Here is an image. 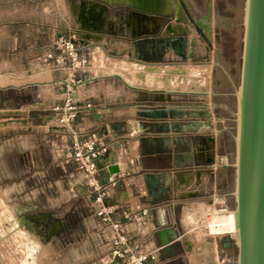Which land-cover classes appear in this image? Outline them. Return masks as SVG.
<instances>
[{"label":"rangeland","instance_id":"1","mask_svg":"<svg viewBox=\"0 0 264 264\" xmlns=\"http://www.w3.org/2000/svg\"><path fill=\"white\" fill-rule=\"evenodd\" d=\"M74 1L78 0H0V264H100L96 263L97 259L91 263L85 261L94 255L104 256L103 247L107 243L98 229L89 178L77 164L67 163L69 143L63 134L59 138L56 135V130H64L59 127L54 108L63 106L68 98L79 108L87 104L96 108L130 105L144 96L145 93L123 85L117 77H96L93 50L99 46L107 50H111L110 46L117 50L129 48L131 43L126 38L158 33L168 19L159 16L154 31L134 30V35L126 24L130 9L111 7L100 1ZM99 2L107 6L108 15L114 21L105 16L110 27L102 31L89 28L80 18L90 5L98 6ZM210 2L215 19L219 18L212 59L227 73L215 65L205 70L186 66L155 68V65L137 63L139 67L127 61V56L123 67H117L120 60L113 61L105 71L124 75L130 84L144 82L151 83L152 87L159 85L160 75H169L166 83L173 86L181 78L183 88L190 85L188 77L196 76L200 78L203 92L206 85L210 91L220 94L215 101L224 106L218 112L223 122L214 155L222 160L217 190L229 195L228 204L212 206L198 201L182 219L189 231V243L203 244L209 261L237 264V246L226 250L221 243V238L231 234L211 231L209 224L215 218L233 213L235 208L232 193L235 190L236 98L224 94L234 93V87L239 84L245 0H201V13H206ZM130 19L135 27L134 16ZM140 27L144 26L140 24ZM89 32L100 33L103 38L94 42L80 35ZM69 38L76 40L89 58L86 71L74 79L69 70L53 71L46 59L51 50L57 51L56 43ZM102 56L108 58L104 51ZM93 61L101 67L104 65L98 52L94 53ZM186 74L187 78L183 76ZM79 80L87 81L79 86ZM100 93L104 94V100H100ZM86 96L89 98L82 100ZM113 112L116 117H122L131 109ZM81 123L78 118L76 125Z\"/></svg>","mask_w":264,"mask_h":264},{"label":"crops","instance_id":"2","mask_svg":"<svg viewBox=\"0 0 264 264\" xmlns=\"http://www.w3.org/2000/svg\"><path fill=\"white\" fill-rule=\"evenodd\" d=\"M93 1L89 0L88 2L93 3ZM200 4L201 0H186V5L195 19H200L205 15L199 9ZM89 10L100 13L101 31L105 27H110L105 16L114 23L108 15L105 4L99 2L98 6L90 5ZM136 13L131 10L126 18V24L132 34H134V30L139 32L145 29L151 32L156 29V23L160 17L148 18L146 16L145 19H142ZM182 15L186 17L184 11ZM131 16H134L135 27L131 25ZM174 21L172 20L171 23L173 24ZM209 23L212 27L210 33L212 44L207 50L206 42L197 34L188 19L182 22L176 21V24L179 25L174 26L177 32H179V28L189 29L184 46V58L176 55L173 51H169L165 53L164 59H156L153 63H139L131 60L128 55L129 52H132L131 44L129 48L122 47L119 50L115 46H110L111 50L100 46L93 50L92 65L97 72L96 77H117L126 87L147 95L146 97L144 94L130 105L114 104L94 107L90 112L83 115L82 123L76 125L88 134L97 133L109 146V152L98 160L100 170L98 178L104 183L108 176L113 175L109 172L108 167L115 165L119 169V172L114 174L119 185L110 191L105 199V204L115 210L114 218L124 222L130 238L140 244L141 251L155 257L154 259L149 258L145 264H214L205 255L203 244L189 243L190 238L187 237L189 231L184 227L182 217L187 210H193L198 201L203 200L212 206L228 204L229 195L220 194L217 190L218 170L222 160L214 155L218 148L217 136L221 132L220 125L223 122L218 112L224 106L215 101L216 96L220 94L210 91L206 85H204L206 92L202 91V85L199 84L200 78L196 76L183 75L191 80L190 85L183 88L180 83L181 78H178L179 81L173 86L166 83L165 78H168L169 75H160L161 82L158 86L152 87L151 83L144 82L143 84H130L119 73L106 72L105 67L110 62L117 60H120V65H122L123 59L127 56V61L135 62L133 65L139 67H141L139 64H146L155 65V68H159L158 66H180L184 68L183 66H186L191 69L202 67L205 70L215 65L227 73L224 67L212 59L217 35L216 28L219 24V18L215 19L214 12L212 16H209ZM140 24L144 27L141 28ZM164 27H160L161 33ZM88 34L94 35L91 32ZM95 35H100V33ZM124 49L127 52L123 54ZM102 51L108 55L107 59L102 56ZM95 52L99 53V57L104 62L102 67L94 64ZM50 66L52 68L51 63ZM168 67H162V69ZM52 70L55 71L53 68ZM140 77H143V74H140ZM224 95L234 96V93ZM88 98L86 96L82 100L85 101ZM99 98L104 100V94L100 93ZM155 98L161 100V103L154 102ZM141 104L151 108L171 107L177 109L178 114L173 118L167 117L162 120L146 119L140 116L139 106ZM203 105L210 112L209 116L214 126L212 128L203 121L197 112H191L190 117L181 114L184 109L200 110ZM225 108L227 107L225 106ZM116 109H131V112L124 113L122 117H116L113 112ZM60 134V131L56 130L58 138ZM147 173L165 174L162 183L167 188V192L163 194L161 199H157L158 197L152 194V188L146 183L144 176ZM144 209L147 210V215L143 217L142 210ZM126 215H130L131 219H126ZM189 216L190 214L185 218L187 219ZM96 219L98 220L99 232L106 238L107 244L103 247L104 256L94 255L85 262L91 263L93 259H97L96 263L107 264L110 259L111 239L114 233L100 218L96 217ZM166 228L174 229L176 232V238L169 243L171 245L169 251H165L163 248L159 235V231ZM212 241L217 245V239Z\"/></svg>","mask_w":264,"mask_h":264},{"label":"water","instance_id":"3","mask_svg":"<svg viewBox=\"0 0 264 264\" xmlns=\"http://www.w3.org/2000/svg\"><path fill=\"white\" fill-rule=\"evenodd\" d=\"M111 7H124L141 13L167 18L163 32L143 34L131 42V60L139 63H153L156 59H164L165 53L173 51L184 58L187 29L177 32L171 21L182 22L188 19L197 34L204 39L207 50L211 47L210 33L212 27L209 16L195 19L186 5V0H97ZM186 17L182 15V12ZM212 13V2L209 4ZM193 43V41H192ZM127 50H123V54ZM192 56V53H191ZM236 98V156L235 168V198L234 214L238 240L234 243L229 236L221 238L224 249L237 246V264H264V0H245L243 37L241 51V68L239 84L235 87ZM161 103V100H155ZM140 116L151 120L173 118L178 114L171 107L151 108L148 105L139 106ZM180 112V111H179ZM182 115L190 117L191 112H197L214 127L209 116V110L202 106L200 110L184 109ZM111 174L119 169L115 165L108 167ZM163 173H147L144 178L152 188V194L161 199L167 192L163 185ZM179 224V221H177ZM160 240L165 251L171 249L169 243L176 238L174 229L159 231Z\"/></svg>","mask_w":264,"mask_h":264},{"label":"built area","instance_id":"4","mask_svg":"<svg viewBox=\"0 0 264 264\" xmlns=\"http://www.w3.org/2000/svg\"><path fill=\"white\" fill-rule=\"evenodd\" d=\"M55 50L57 51L51 50L46 55V59L50 61L55 71L69 70L72 74V79L76 76H81L89 66L88 56L83 49L79 48L77 41L73 38L56 43ZM71 81L73 82V80ZM86 81L79 80V86L85 84ZM74 86L76 85L74 84ZM71 95L72 93L69 94V97ZM92 109L91 104L79 108L70 98L67 99L63 106L54 108L58 116L59 127L64 130L63 132H66L60 133L63 134L62 137L69 143L67 163L73 162L77 164L86 178H89L88 188L95 197L93 204L95 215L114 233L111 239L110 259L107 264H145L149 258L154 259L155 257L141 251L140 244L130 238L124 222L114 218L113 213L115 210L105 204V199L110 191L119 185L118 179L114 174L108 176L104 183L98 178L100 171L98 160L109 152V146L97 133L88 134L76 126V120L82 118L83 113H88ZM146 215L147 210H142V216ZM125 218L131 219L130 215H126Z\"/></svg>","mask_w":264,"mask_h":264},{"label":"bare ground","instance_id":"5","mask_svg":"<svg viewBox=\"0 0 264 264\" xmlns=\"http://www.w3.org/2000/svg\"><path fill=\"white\" fill-rule=\"evenodd\" d=\"M97 1V0H94ZM98 2V1H97ZM136 12V11H135ZM137 15H140L142 19L146 18V14H142L137 12ZM159 17V16H157ZM81 20L85 23L88 24L89 28L101 31V23H100V13L98 11L95 10H88L86 11L85 14H82V16L80 17ZM176 21V20H175ZM174 26H179L178 24H176L175 22L172 24ZM183 29V28H182ZM82 37H84L86 40L89 41H94L97 42L99 40H101L103 37L99 36V35H91L88 33H81L80 34ZM107 39V38H106ZM107 41V40H106ZM193 41V40H192ZM194 44V43H193ZM119 61V60H117ZM120 62V61H119ZM119 65H117L118 67ZM121 67H123V65H120ZM147 67H151V66H147ZM126 68V67H125ZM119 72V71H118ZM121 76H123V79H125V81H127L129 83V80L125 78L124 75L120 74ZM163 97V96H162ZM161 98V96H160ZM154 100H157L156 98ZM159 101V100H158ZM112 161V160H111ZM220 203V202H219ZM234 210V209H233ZM232 210V211H233ZM29 226H25L26 230H29L28 228ZM209 228L211 231H215L221 234H231V236H229L231 238V240L234 243H237L238 240V236H237V229H236V218H235V214L234 211L233 213H228L227 215L223 216V217H218L215 218L214 221L212 223L209 224Z\"/></svg>","mask_w":264,"mask_h":264},{"label":"flooded vegetation","instance_id":"6","mask_svg":"<svg viewBox=\"0 0 264 264\" xmlns=\"http://www.w3.org/2000/svg\"><path fill=\"white\" fill-rule=\"evenodd\" d=\"M208 9L206 10V13L204 16H210L211 13H209V7H207ZM212 12H213V4H212Z\"/></svg>","mask_w":264,"mask_h":264}]
</instances>
